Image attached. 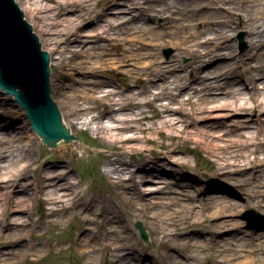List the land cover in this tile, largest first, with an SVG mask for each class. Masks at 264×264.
I'll return each instance as SVG.
<instances>
[{
  "label": "bare ground",
  "instance_id": "6f19581e",
  "mask_svg": "<svg viewBox=\"0 0 264 264\" xmlns=\"http://www.w3.org/2000/svg\"><path fill=\"white\" fill-rule=\"evenodd\" d=\"M14 1L34 15L37 26H40L49 46L46 51L50 57V76L53 61L50 51L59 52L56 64L63 68V85L69 91L66 116L60 112L62 125L69 134L73 127L92 126L96 133L109 140L111 148L122 147L121 143L130 141L152 143L155 139L151 133L186 141L193 139L189 136L198 135L200 139L196 142L202 141L213 157L215 176L241 188L248 197L257 199L258 205L264 204L261 199L264 179L259 178L264 175V0H219L222 5L214 9L210 5L209 15L204 12L206 0H108L109 6L127 5L113 9L117 10L113 14L106 9L100 12V0H96L95 5L91 0H50L54 5L44 0ZM69 4L78 6L75 8L78 16L68 15ZM24 5H28V9ZM53 6L55 9L50 11ZM62 6L65 12L61 16ZM239 14L243 16V28L249 33V47L243 53L236 52L234 41ZM159 17H163L162 21H158ZM90 18L89 23L96 26L81 33V26ZM206 33L210 35L206 36ZM165 45L175 47V53L169 59H163L156 52L157 47ZM184 54L191 56L187 63L180 62ZM113 68L123 73L125 82L109 87L104 72ZM260 84H263L262 88ZM91 102L94 104H86ZM145 106H149L153 113L148 114ZM57 108L60 109L58 104ZM215 108L232 109V112H226V118L235 113L247 116L235 118L230 124L226 122L225 133L215 134L198 125ZM95 110L98 112L93 113ZM106 118L112 123L106 124ZM125 131L129 133L124 134ZM23 138V130L0 135V233L4 228L12 237L19 235L18 244L26 241L19 233L22 227L33 226V222L36 225L35 221L27 222L19 213L25 211L24 207L31 199L21 193H29L36 199L57 205L49 209L50 215L72 211L80 218L83 231L76 242L88 261H93L103 247L95 242L98 236L93 234L91 227L95 223V213H98L99 221L106 222L101 234L103 249L108 248L105 256L103 254L108 257V264H147L132 256L130 246H126L130 237L124 233V219L120 213L111 205L97 207L95 200H86L78 184L68 180L69 170L36 166L39 181L32 192V183L24 179L37 161L33 160V148L28 147ZM66 138L69 137L54 136L60 142L69 141ZM158 145L166 157L178 162L173 155L178 150L177 143L158 141ZM153 152L151 149L150 153H143L144 163L132 168L121 149L117 154H108L107 166L112 183L118 189L116 194L126 199L142 195L141 207L148 205L145 225H152L159 233V242L168 243L170 250L188 247L185 264H190V259L196 260V252L204 247L219 248L231 242L235 249L234 258L230 260L233 262L226 264H264L263 239L251 237L254 244H263L249 248L244 243L248 241L245 233L239 230L242 223L220 218L223 202L217 191L212 197H199V202L205 201L207 205L198 211L194 203L199 198L182 191L174 194L175 185L163 180L164 173L154 174L160 175L161 180H146L156 182L158 187L141 190V185L146 183V172L159 169L158 157ZM20 157H28L32 162L21 171L12 172L8 178L2 177L9 164ZM179 163L183 165V161ZM160 181H165V185L160 186ZM251 181L253 184L249 187ZM156 195V200L151 199ZM70 200L71 204H68ZM216 200L219 208L213 204ZM230 205L237 209L241 206L239 202ZM207 221L218 229L216 235L211 232L205 236L202 229H198L200 223ZM121 224L122 229H119ZM179 227L187 231L181 232ZM220 230L222 233L230 231L231 242L219 238ZM239 241L244 244H234ZM41 251L31 243L24 254H31L36 261ZM6 253L10 252L0 250L3 260L0 264H7ZM173 255H165L168 264L174 262ZM219 261L225 263L222 259Z\"/></svg>",
  "mask_w": 264,
  "mask_h": 264
},
{
  "label": "rangeland",
  "instance_id": "374dc122",
  "mask_svg": "<svg viewBox=\"0 0 264 264\" xmlns=\"http://www.w3.org/2000/svg\"><path fill=\"white\" fill-rule=\"evenodd\" d=\"M44 2L51 3L52 5L55 4L50 2V0H44ZM91 2H94L92 5H95L96 0H91ZM107 3L108 0H100L98 5L100 12H103V10L106 9L110 11L109 14H113L117 11H113V9L127 7V5L123 3L118 6H109ZM210 5H212V8L214 9L216 7L219 8L222 3L219 0H206L204 4L205 14H210ZM68 6L70 7L68 15L73 14L74 16L76 14L78 16V11L75 9L78 6L75 4H69ZM20 7L22 6L20 5ZM24 7L28 9V5H24ZM62 7V10L60 9L61 16L65 12L64 6ZM54 9L55 8L53 6L50 11ZM23 11L25 13V18L32 25L33 31L40 37L39 39L42 43V49L48 50L49 46L44 40V35L42 34L40 26H37L36 24L34 15L30 12L27 13L24 9ZM162 19L163 17H159L158 21H162ZM89 22H91V18L87 20L86 25L81 26V33H85L88 29H92L96 26L95 24H90ZM242 22V14L237 15L236 25L238 27H236L234 32V41L236 52L238 53L246 52L249 47V33L247 29L243 28ZM242 34H244V41L246 43L244 48H242L241 45ZM205 35L208 36L210 33H206ZM62 45H64V43ZM107 47L114 48L111 45H107ZM169 48L171 49V52L167 54ZM156 52L163 59H169L175 53V47L171 45L157 47ZM50 53L53 60L50 76L52 84V97L60 107L61 112L66 116L68 111L67 97L69 96V91L63 85V68L56 64L59 52L50 51ZM190 59L191 56L189 54H184L180 57V62L187 63ZM221 60L223 61V59ZM104 73L107 86L109 87H113L115 85L118 86L119 83L122 84L125 82L123 73L116 68L109 69ZM188 74L191 75V72H188ZM76 76H79V74L76 73ZM116 83H118V85ZM262 86L263 84H260L261 88ZM86 104L93 105L94 102ZM210 105L212 104L210 103ZM144 109L148 114L153 113L149 106H145ZM97 112L98 110H95L93 113ZM226 112H232V109H212V111L209 112V116L202 118L198 125L203 126L205 129H209L211 133L218 134L217 132H219L222 134L225 133L224 130H226V122L227 124H230L235 118L247 116L246 114L241 115L243 113H235L234 115L226 118ZM104 122L106 124L112 123L107 118ZM73 128L74 130H71L70 133L72 138L69 141H53L52 145H49L41 137L39 131L36 129L34 131V129H32L30 119L25 113V108L21 105L16 96L13 93L8 92L0 85V135L5 132L9 133L23 130V141L28 147L33 148V160L37 161V163L32 164L31 171L27 175V178L24 179V181L28 180L32 183V192L35 191V183L39 181L35 170L36 166L43 168L49 165V169L69 170L70 177L68 180L78 184L77 186L86 200H95L97 207H100L101 205H111L112 208L120 213L124 219V233L130 237V241L126 244V246H130L129 251L133 253L132 256L141 258V260L147 264H168L165 255L170 253L172 255L174 254V262L172 264H185L188 261V247H177L170 250L168 243L159 242V233L152 227V225H145V209H148V205L145 208L141 207L142 195H136L132 199H126L124 196L116 194L118 189L115 187L114 183H112V176L109 173L107 166V156L109 153L117 154L121 151V149L124 150L125 159L130 162L132 168H137V166L144 163L142 160V154L150 153V150L153 149V153L158 157L156 162H158L157 167L159 169L146 172L147 176L144 177V180L146 181L147 178L161 180L162 177L160 175L161 173H164L163 180L171 181L175 185L174 194H178L182 191V193H193L194 197L199 198L202 195L212 197L214 196L213 193L216 191L220 193L219 198L221 199V202H223V205L220 207L218 202L220 199L213 202L217 208H221L220 218H226V220L229 221L238 220L242 223L239 230L245 233L248 241H245L244 243L248 245L249 248L257 247L263 244H254L251 237H254V240L263 239L264 241V228H252L250 227V223L252 222L251 224H255L259 220L264 222V219L257 218V220H254V218L247 217L246 214H248L250 210H254L258 215L254 217H264V204L258 205L257 199H253L251 196L248 197L241 191V188L235 187L225 181H221L215 176L216 171L213 165V157L206 150L202 141L200 143L196 142L198 138L200 139L198 135L189 136L193 139L186 141L184 138H172L171 140L170 137H167L164 134L161 136L157 133H151V136L155 139L152 143L149 142L144 144L139 141L123 143L118 142V144H122V147L116 146L115 148H111L108 146L109 140H106L103 135L96 133L92 126L85 128V126L80 125L79 127ZM188 128L192 129V126H189ZM33 132H35L36 135ZM114 132L117 131L115 130ZM127 133H129V131H125L124 134ZM158 141L168 143L172 141L177 143L178 150L173 155L178 162L173 161V158H168L162 153L163 149L158 145ZM179 161H183V165H180ZM31 162L32 159L28 157H20L18 160L11 163L12 165L9 164L8 167L10 169L8 168L5 170L4 174L1 176L8 178L12 172L21 171ZM9 170H11V172H9ZM155 173L160 175H154ZM259 178L263 181L264 175ZM60 182L64 181L60 180ZM158 183L162 186L165 185L166 182L160 181ZM252 184L253 181H251V186L249 187H252ZM156 187H158L156 182L148 180L146 183L141 185V190L148 191V188ZM249 187H247V189H250ZM214 189L215 191H213ZM21 195L31 199L24 207L25 211L19 212L20 216H23V219L27 222H30L31 220L35 221L36 225L33 222V226L28 224L27 226L22 227V231L19 233H21V237L23 238L24 236V239L26 240L22 244H18L17 242V237L19 235L12 237L9 234V231L3 228V232L1 231L3 234L1 235L0 233V250L10 252L5 255V261L7 264H108V257H104L108 248L106 247L103 249L104 239L103 234H101L106 222L99 221L98 213H95V223L90 226L93 228V234L98 236V238L95 239V242L103 247H101V249L96 253L95 259L90 262L85 259L84 254L81 252L76 242L77 236L81 235L80 231H83V222L79 217L75 216L72 211H68L60 215H50L49 209L57 205L36 199L33 194L22 192ZM157 196L158 195L152 197L151 199L156 200L158 198ZM261 199L264 201V196ZM195 201L196 202L194 204L196 205V210L198 211L201 210V207H206L207 205V202L205 201L199 202L200 198ZM238 202L241 205L238 209L233 205H230ZM68 204H71V200ZM152 211H155L154 208ZM48 219H51L52 222H46ZM137 220H141L144 227L147 229L149 234L148 242L142 239L139 230L136 228L135 223ZM212 226V222L207 221L204 224L200 223L198 225V229H202L205 236V233L208 234L211 232L216 235L218 229L213 228ZM227 227H230V225ZM119 229H122V224ZM176 229L174 232L178 237ZM179 229L181 232L187 231L186 229H182V227H179ZM227 229L228 228H225L224 230ZM16 231L17 229L14 233ZM32 233H34V235H32ZM218 236L220 239L226 238L229 242H231L229 239L230 231H228V233H222L220 230ZM174 241L177 242L176 240ZM31 243L42 249L41 256L36 261H33V256L31 254H24V250H28V248L31 247ZM244 243L239 241L234 244L242 245ZM234 252L235 249L232 242L230 244L228 243L227 246L219 248H214L209 245L208 247H204L197 251V257H194L196 260L193 261L190 259V264H226V262H233L230 260L234 258ZM219 259L224 260L225 263H222ZM0 260L3 261L1 258Z\"/></svg>",
  "mask_w": 264,
  "mask_h": 264
},
{
  "label": "water",
  "instance_id": "95a60500",
  "mask_svg": "<svg viewBox=\"0 0 264 264\" xmlns=\"http://www.w3.org/2000/svg\"><path fill=\"white\" fill-rule=\"evenodd\" d=\"M50 57L42 49L38 35L14 0H0V85L13 93L26 109L31 125L41 137L52 145L54 136H72L62 125V116L57 103L50 95ZM249 218L258 216L254 210L246 214ZM252 223V222H251ZM250 227L264 228L259 220ZM136 227L146 241L149 235L142 221Z\"/></svg>",
  "mask_w": 264,
  "mask_h": 264
}]
</instances>
